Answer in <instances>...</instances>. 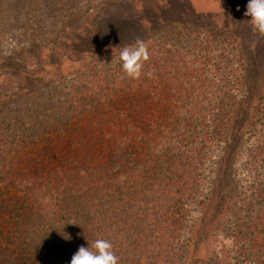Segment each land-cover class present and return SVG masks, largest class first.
Returning a JSON list of instances; mask_svg holds the SVG:
<instances>
[{
	"label": "rangeland",
	"instance_id": "374dc122",
	"mask_svg": "<svg viewBox=\"0 0 264 264\" xmlns=\"http://www.w3.org/2000/svg\"><path fill=\"white\" fill-rule=\"evenodd\" d=\"M247 3L248 0H0V89L5 92L0 98V119L11 118L12 137L21 144L19 155L43 160L56 152L63 153L66 159V128L73 124L75 137H79L75 139L82 141L81 150L90 153L84 148L92 144L102 154L99 162L94 159L90 171L114 175L124 169L131 173L140 168L138 147L131 148V153L126 151V140L120 138L123 127L116 114L123 109L142 112L146 108L137 102L146 95L141 88L132 91L115 81L105 83L101 81L103 74L111 70L116 74L114 79H123L126 75L118 59L120 50L138 39L151 37V41H166L186 52H201L208 59L205 69L209 81H220L219 93L197 85L195 93L199 91L192 106L189 102H167L164 109L188 113L207 107L216 109L219 115L224 113L218 125L226 129L222 135L227 142L214 146V155L218 156L215 166L214 158H203V163L209 164L204 168L207 183L214 175L217 180L213 200L205 199L200 208L192 201L179 207L186 213L183 237L188 233L184 238L186 245H191L184 264L217 263V254L212 252L218 248V240L229 233L227 223H232L229 217L224 223L217 219L233 213L232 224L244 221L231 204L240 197L237 177L243 178V185L248 182H244L248 160L242 156L246 151L256 153V131L264 120V36L254 31L244 16ZM19 79L22 80L17 83ZM141 79L147 78L141 74L137 83ZM191 95L187 92V97ZM181 121L174 120V125ZM42 136L50 139L45 144L47 152L43 150ZM180 144L173 143L165 153ZM256 155L261 156L256 153L253 163ZM205 195L202 192V197ZM65 208L64 200L59 199L48 205L47 211L51 218L55 215L58 221H64ZM199 210H203V218L198 221ZM241 227L247 228L244 224ZM57 238V233L49 235L48 243L58 244ZM232 256L239 258L237 263L245 261L243 253L236 251Z\"/></svg>",
	"mask_w": 264,
	"mask_h": 264
},
{
	"label": "trees",
	"instance_id": "16d2710c",
	"mask_svg": "<svg viewBox=\"0 0 264 264\" xmlns=\"http://www.w3.org/2000/svg\"><path fill=\"white\" fill-rule=\"evenodd\" d=\"M151 39H138L149 51L150 58L142 69L146 81L137 83L127 76L117 81L111 70L101 78L132 91L141 88L146 95L137 102L146 108L142 112L123 109L116 114L123 127L120 138L126 140V151L131 153L137 146L142 157L140 168L131 173L127 169L114 175L90 171L94 159L99 162L102 154L92 144L84 148L90 153L82 151L73 124L72 129L68 125L66 128V159L56 152L43 160L22 158L21 144L12 137L11 118L0 119V264H70L80 246H91L97 239L112 244L118 264L185 263L191 245H186L184 238L188 233L183 237L186 213L179 207L192 201L200 208L205 199L213 200L217 180L213 174L207 183L204 168L209 164L203 163V158H214L215 166L218 156L214 155V146L227 142L222 135L225 128L218 125L224 113L219 112L220 116L216 109L207 107L172 113L164 109V104L189 102L192 106L199 91L195 93L197 85L217 94L220 81H209L205 69L208 59L201 52H186L166 41ZM3 91L1 88L0 98L5 95ZM189 91L193 96L187 97ZM176 119L182 123L174 125ZM256 132L253 150L261 156L256 155L255 163L252 157L256 153L246 151L242 156L248 160L244 178L248 182L243 185V178L237 177L240 197L231 204L244 221L232 224L233 213L217 219L224 223L229 217L232 223H227L229 233L218 240V248L212 252L219 259L215 264L237 263L239 258L232 256L236 251L245 256V261L237 264H264V120ZM43 137L41 143L47 152L45 144L50 139ZM176 142H181L178 148L165 153ZM202 192L207 195L202 197ZM59 199L66 205L64 221H58L54 214L51 218L47 211L48 205ZM202 212L198 211L196 220L203 218ZM56 233L58 244H49L48 236Z\"/></svg>",
	"mask_w": 264,
	"mask_h": 264
},
{
	"label": "clouds",
	"instance_id": "9594fccd",
	"mask_svg": "<svg viewBox=\"0 0 264 264\" xmlns=\"http://www.w3.org/2000/svg\"><path fill=\"white\" fill-rule=\"evenodd\" d=\"M244 16L248 18L253 30L264 36V0H248ZM149 58L148 46L142 40L124 46L118 57L122 71L131 79L141 77L144 62ZM70 264H118V258L109 241L97 239L91 246H80Z\"/></svg>",
	"mask_w": 264,
	"mask_h": 264
}]
</instances>
